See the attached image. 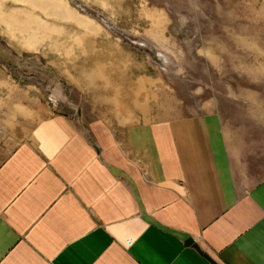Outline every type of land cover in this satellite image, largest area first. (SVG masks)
<instances>
[{
	"label": "crops",
	"instance_id": "crops-1",
	"mask_svg": "<svg viewBox=\"0 0 264 264\" xmlns=\"http://www.w3.org/2000/svg\"><path fill=\"white\" fill-rule=\"evenodd\" d=\"M244 92L123 123L0 98V264H264V86Z\"/></svg>",
	"mask_w": 264,
	"mask_h": 264
},
{
	"label": "rangeland",
	"instance_id": "rangeland-1",
	"mask_svg": "<svg viewBox=\"0 0 264 264\" xmlns=\"http://www.w3.org/2000/svg\"><path fill=\"white\" fill-rule=\"evenodd\" d=\"M258 86L264 0H0V98L123 123L226 116Z\"/></svg>",
	"mask_w": 264,
	"mask_h": 264
}]
</instances>
